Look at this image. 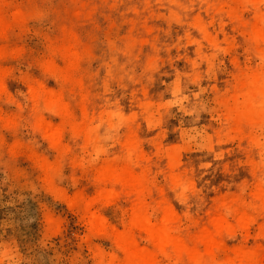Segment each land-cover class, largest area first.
Returning a JSON list of instances; mask_svg holds the SVG:
<instances>
[{"label":"rangeland","instance_id":"374dc122","mask_svg":"<svg viewBox=\"0 0 264 264\" xmlns=\"http://www.w3.org/2000/svg\"><path fill=\"white\" fill-rule=\"evenodd\" d=\"M95 1L0 0L1 18H10L27 6L36 12L21 28L13 27L0 37V47H8L7 55L0 56V73L5 72L9 94L0 100V264H117L121 257L114 238L89 231L83 212L70 200L92 190L94 169L115 158V144L125 129L115 118L110 126L98 128L96 151H77L60 165L51 182L45 173L46 164H56L59 156L28 121L29 89L37 83L56 86L45 65L53 60L52 48L62 40L93 41L96 56L83 63L89 71L84 87L90 94L100 95L104 106L116 100L125 106L131 102L129 85L120 83V69L113 67L112 46L118 32L108 30L114 20L106 18L103 8L94 9ZM224 1L220 21L212 14L202 20L208 31L205 37L199 34V53L184 49L179 24L166 26L167 45L161 48L151 77L143 82L154 107L150 131L155 140L149 153L161 166L149 179L151 191L164 185V166L173 162L203 166L209 173L203 192L208 201L220 199L215 192L219 186L233 199L239 197L238 193L247 197L249 185L242 187V193L240 185L223 181L225 160L223 154L214 153L215 142L236 161L233 170L248 175L252 172L246 162L254 156L245 142L251 135L256 138V159L264 164V115L254 131H241L242 122L250 114L242 113L241 106L234 102L236 68L251 74L264 71V60L254 57L250 47L251 26L258 16L248 9L245 0ZM60 17L73 24L74 34L64 37L58 26ZM222 38L228 39V44L220 49L218 41L225 40ZM262 51L264 58V48ZM122 67L135 78L143 75L140 65L125 62ZM6 120H13L15 125L7 127L3 123ZM143 150H147V144ZM150 201L148 198L146 204ZM125 208L124 204L109 206L102 213L120 230L128 221ZM236 243L241 250L258 254L257 264H264V229L254 226L247 235H238ZM158 264L172 263L160 260Z\"/></svg>","mask_w":264,"mask_h":264},{"label":"bare ground","instance_id":"6f19581e","mask_svg":"<svg viewBox=\"0 0 264 264\" xmlns=\"http://www.w3.org/2000/svg\"><path fill=\"white\" fill-rule=\"evenodd\" d=\"M107 1H95L93 7L96 10L103 8L106 18L114 20L113 28L108 30V33L118 32V40L112 46L113 67L120 69L119 81L129 85L132 100L127 106L119 100L104 106L100 95L90 94L84 87L89 71L83 63L96 56V49L91 47L93 41L66 43L62 40L54 45V58L45 65V72L55 79L56 86L48 88L37 83L29 89L28 121L60 159L56 164H46L48 180L52 182L60 165L80 149L95 152L98 128L110 126V121L115 118L125 129L115 144V158L94 169L90 181L92 190L75 195L70 203L81 209L89 231L114 238L121 254L117 264H158L160 260L172 264H257L258 254L243 251L236 245L238 235H247L254 226L264 229V164L256 159V138L250 135L245 142L246 149L252 148L254 156L251 162H246V168L252 172L248 175L234 171L237 163L232 155L226 154L216 142L213 145L214 153L223 154L225 160L221 170L225 177L223 181L240 185L242 193V187L249 185L251 190L247 197L238 193L239 197L233 199L224 187L219 186L215 192L220 199L208 201L203 192L209 173L203 166L186 167L173 162L164 166V185L149 190V179L161 166L149 153L155 140L150 131L154 107L143 82L151 77L161 48L167 45L165 27L179 24L184 49L199 53V34L205 37L208 31L202 20L212 14L220 21L225 1ZM245 1L248 9L258 16L251 26V52L254 57L264 60V0ZM35 13L27 6L10 18L0 16V37L13 27L21 28ZM58 26L65 38L75 33L73 24L66 17L58 18ZM222 39L225 40L218 41L220 49L228 44V39ZM7 49V46L0 47V56H6ZM125 62L140 65L142 77L135 78L130 71H125L122 67ZM236 71L234 102L241 106L242 113L250 114L239 129L252 132L259 127L264 115V71L251 74L240 67ZM7 94V78L2 70L0 100ZM54 118L58 121L53 122ZM3 123L7 127L15 125L13 120ZM144 144H147L146 151ZM148 198L151 201L146 204ZM120 204L126 206L128 221L118 230L103 216L102 210ZM186 219L190 220L184 227ZM192 225L196 227L195 231Z\"/></svg>","mask_w":264,"mask_h":264}]
</instances>
